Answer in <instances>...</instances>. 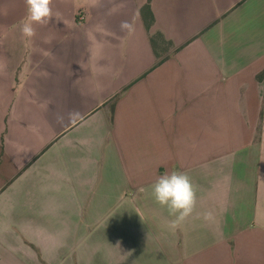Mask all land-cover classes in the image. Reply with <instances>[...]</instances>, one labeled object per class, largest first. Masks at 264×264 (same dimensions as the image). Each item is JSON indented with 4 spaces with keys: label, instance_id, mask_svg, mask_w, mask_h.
I'll return each instance as SVG.
<instances>
[{
    "label": "crops",
    "instance_id": "1",
    "mask_svg": "<svg viewBox=\"0 0 264 264\" xmlns=\"http://www.w3.org/2000/svg\"><path fill=\"white\" fill-rule=\"evenodd\" d=\"M52 8L29 40L0 0V264H264V0ZM172 171L198 198L175 230L151 194Z\"/></svg>",
    "mask_w": 264,
    "mask_h": 264
},
{
    "label": "clouds",
    "instance_id": "2",
    "mask_svg": "<svg viewBox=\"0 0 264 264\" xmlns=\"http://www.w3.org/2000/svg\"><path fill=\"white\" fill-rule=\"evenodd\" d=\"M26 6V17L21 24V34L27 39L36 35L34 25H46L54 17L52 0H24ZM57 20L59 14H55ZM121 30L129 32L134 27L128 21L121 22ZM73 114H70V117ZM63 117H57V122L62 123ZM152 196L156 203L166 208L169 215L174 217L170 221V227L175 230L192 216L197 205V190L191 178L185 172L172 171L159 176L152 184ZM208 214H205V219Z\"/></svg>",
    "mask_w": 264,
    "mask_h": 264
},
{
    "label": "rangeland",
    "instance_id": "3",
    "mask_svg": "<svg viewBox=\"0 0 264 264\" xmlns=\"http://www.w3.org/2000/svg\"><path fill=\"white\" fill-rule=\"evenodd\" d=\"M124 208V209H122ZM122 208H121V211L123 210L125 213H126V205H122ZM91 236L89 235H86V236H74L71 238V245H72V248H79V245H81V243H83L84 240L87 241V243L90 242L91 240ZM60 255H64L63 253H59ZM67 257L69 259H71V264H79V256H80V252L79 250H75L73 252H69V253H66ZM96 253L95 252H91V251H88V252H85L84 253V258L87 260V261H90L93 256L95 255ZM65 256V255H64ZM102 259L107 261L109 263V261L112 259V252L111 251H105L102 253ZM86 264H89L88 262Z\"/></svg>",
    "mask_w": 264,
    "mask_h": 264
},
{
    "label": "trees",
    "instance_id": "4",
    "mask_svg": "<svg viewBox=\"0 0 264 264\" xmlns=\"http://www.w3.org/2000/svg\"><path fill=\"white\" fill-rule=\"evenodd\" d=\"M141 16L145 25V28L147 30H149L151 28V26L153 25V15L152 12L150 10V6H149V2H147V4H145L142 9H141ZM160 41L163 44L168 45V42L165 41V39L163 38V36L160 33H155L152 37H151V41ZM264 76V73H262L261 75L257 76L258 80H261Z\"/></svg>",
    "mask_w": 264,
    "mask_h": 264
}]
</instances>
